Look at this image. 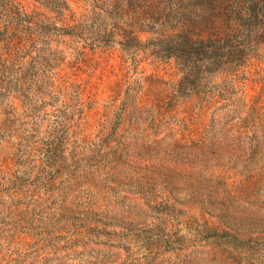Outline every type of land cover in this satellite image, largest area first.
<instances>
[{"label":"rangeland","instance_id":"obj_1","mask_svg":"<svg viewBox=\"0 0 264 264\" xmlns=\"http://www.w3.org/2000/svg\"><path fill=\"white\" fill-rule=\"evenodd\" d=\"M198 6L0 0V264H264V4Z\"/></svg>","mask_w":264,"mask_h":264},{"label":"trees","instance_id":"obj_2","mask_svg":"<svg viewBox=\"0 0 264 264\" xmlns=\"http://www.w3.org/2000/svg\"><path fill=\"white\" fill-rule=\"evenodd\" d=\"M245 4L247 5V9H253L258 5H263L264 0H199V8L194 17L203 22H194L193 28H197L198 32L191 34L189 40L192 43L198 42L199 45H207V42L213 39L214 34L210 32L211 30H218L222 24L231 22L232 20L234 22L241 20L242 16H245L241 11ZM8 30V23L3 28H0V32L7 33ZM14 38L7 37L3 39L5 49L12 50L17 45ZM203 51L207 52L209 48H203Z\"/></svg>","mask_w":264,"mask_h":264}]
</instances>
